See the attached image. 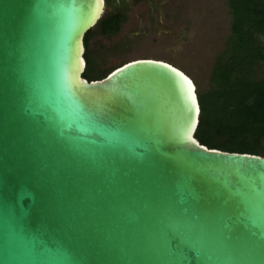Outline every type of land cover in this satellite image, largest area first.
I'll return each instance as SVG.
<instances>
[{
    "label": "water",
    "instance_id": "1",
    "mask_svg": "<svg viewBox=\"0 0 264 264\" xmlns=\"http://www.w3.org/2000/svg\"><path fill=\"white\" fill-rule=\"evenodd\" d=\"M104 0H0V264H264V156L208 148L192 79L82 76Z\"/></svg>",
    "mask_w": 264,
    "mask_h": 264
},
{
    "label": "trees",
    "instance_id": "2",
    "mask_svg": "<svg viewBox=\"0 0 264 264\" xmlns=\"http://www.w3.org/2000/svg\"><path fill=\"white\" fill-rule=\"evenodd\" d=\"M108 2L104 0L105 7ZM226 4L231 15L227 47L210 71L212 86L197 93L199 114L193 135L208 148L264 156V73L252 76L255 66L264 65V0H226ZM127 5V0H119L94 27L103 35L115 34ZM91 33L92 28L83 35L82 76L87 80L99 79L125 62L100 68L102 55L88 47Z\"/></svg>",
    "mask_w": 264,
    "mask_h": 264
},
{
    "label": "rangeland",
    "instance_id": "3",
    "mask_svg": "<svg viewBox=\"0 0 264 264\" xmlns=\"http://www.w3.org/2000/svg\"><path fill=\"white\" fill-rule=\"evenodd\" d=\"M111 11L119 0H108ZM124 20L112 35L101 34L93 26L88 38L91 51L102 55L100 68H108L134 58L165 60L184 71L196 93L212 85L209 74L218 56L227 47L231 20L226 0H127ZM264 65L253 68L260 77ZM264 143V141H263Z\"/></svg>",
    "mask_w": 264,
    "mask_h": 264
}]
</instances>
